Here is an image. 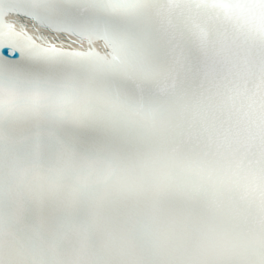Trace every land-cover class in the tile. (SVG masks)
<instances>
[{"label": "snow or ice", "instance_id": "1", "mask_svg": "<svg viewBox=\"0 0 264 264\" xmlns=\"http://www.w3.org/2000/svg\"><path fill=\"white\" fill-rule=\"evenodd\" d=\"M0 264H264V0H0Z\"/></svg>", "mask_w": 264, "mask_h": 264}]
</instances>
